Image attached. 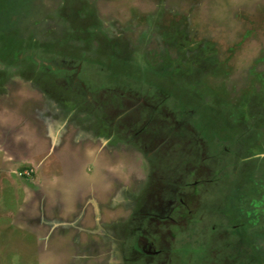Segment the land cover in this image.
<instances>
[{
  "label": "rangeland",
  "instance_id": "rangeland-1",
  "mask_svg": "<svg viewBox=\"0 0 264 264\" xmlns=\"http://www.w3.org/2000/svg\"><path fill=\"white\" fill-rule=\"evenodd\" d=\"M125 1L128 0H0V68L3 71L0 72V107L3 99L7 102L12 98L22 100L21 94L24 93V97L27 96L28 99L27 106L32 109L28 119L30 126L39 125L37 120H40L46 126L44 133H48L51 140L61 139L60 148L64 152H71L65 160H60L54 156L56 150L49 149L51 142L47 138L46 148L35 150L31 156L36 169L28 166L27 174L22 175L16 170L14 174L17 177H11L14 184L18 188L21 186L22 190V184H26L32 190L28 197L35 199L34 192L43 190L42 185L47 186L45 178L63 185L70 181L74 184L69 198L74 197L75 202L72 215L75 229L68 237L69 240L74 239V244L68 241V250L73 247L74 263L136 264L130 260L127 263L122 261L119 232L109 227L113 223H119L118 219L128 217L129 209L133 208L129 193L120 194L109 169H112V173L116 172L117 177L126 181L127 185H135L146 171L142 164L146 169L144 154L148 149L144 154L134 152L132 163L131 156L124 155L121 145L119 148L117 139L111 141L92 136L94 141L82 145L83 131L74 124L88 123L85 115L87 111L82 108L84 117L70 114V107L67 106L71 105L65 101V90L62 88L72 91L76 88L79 92L85 90V96L90 92L96 101H88L95 106L99 104L96 108L101 111L102 103L114 105L118 104L117 97L122 98L116 93V75L123 79L130 70L149 84L168 87L163 81L162 73L155 69L161 68L165 63L176 66L181 64L184 67L186 62H192L190 58H194L190 68L192 77L196 79L199 76L198 70H204L202 59H214L219 63V69L208 71L203 80L194 81L191 89L194 92L218 89L222 95L211 92L208 99L204 98V121L199 116L195 120L203 125L211 138L220 136L219 144L226 151L220 149L216 140L212 143L200 141V146H195V149H202L196 151L191 143V151L196 155L194 157L193 152L189 157L191 159L174 165L180 172L173 175L172 183H193L190 187L179 188L178 193L181 196L192 193L195 197L192 202L198 203L197 199L201 206L192 204L191 209L196 207L199 214L192 221L193 224L189 218L174 220L176 225L173 227L171 223L158 222L162 231L170 233L167 231L172 230L173 238L167 240L170 245H157L159 236L154 234V237L157 247L164 248L167 253L176 248L182 252L184 256L180 257V261L176 255L171 257L178 264H208V261L210 264H264V155H261L264 154V126L257 130V134L254 132L256 138L254 133L248 136L246 128L252 112L242 111L241 104L238 103L240 101L237 100L245 84L251 85L249 92L252 86L257 91L264 88V0H166L164 3L165 0H161L158 4V0H145L136 5V11H142L135 14V18L134 8L127 9ZM126 11L128 14L124 13ZM188 11L190 14H184ZM187 17L191 18V23L186 21ZM174 24H177L176 32L180 41L166 40L168 34H172L170 27ZM156 26L162 29H157ZM19 49L20 52L17 53ZM141 52L143 58L138 54ZM117 56L137 59L140 64L128 68L127 65L111 62V58ZM107 65L115 73L111 80L105 76L108 73ZM51 66H55L56 70L50 69ZM178 73L169 70L165 75L169 74L170 79L175 82L176 76L184 75V70L180 72L181 75ZM70 74L84 82L89 91L83 90L71 80ZM254 74L257 75L254 77ZM203 82L208 86L205 87ZM53 84L58 86L54 88ZM220 85L224 86L225 91L222 87L220 89ZM23 86L27 88L24 89ZM187 90V86L183 84L177 88V92L185 93V96ZM226 96L229 100L222 98ZM65 97L70 99L68 95ZM130 101L126 98L119 109L127 110L132 106ZM74 105L78 108L84 106L76 98ZM114 109L108 107L105 111L109 113ZM119 109L117 111H122ZM147 113L143 111L144 115ZM210 117L216 119L214 123ZM198 133L197 129L196 134ZM104 140L106 141L103 142ZM125 143L123 144L126 145ZM193 143L198 144L195 137ZM153 145L158 148L161 143ZM126 148L131 149L129 146ZM238 150L244 153V157H262L237 159ZM0 152L1 159L5 153L2 149ZM210 152H218L221 162L227 163L223 164L227 168L225 174L219 176V179L215 178V182H212L213 178L206 177L207 171L215 164L216 168L221 169V165L210 157ZM28 154L25 151L22 156H27V160H30ZM122 156L123 165L119 159ZM62 163L65 165H60ZM119 163L121 167L118 166ZM197 165L198 171L195 173ZM208 173L212 174L211 170ZM233 176L236 179H232ZM37 178L39 181H31ZM103 178L106 180L105 185L100 181ZM206 178L209 182H198ZM89 180L90 184H94L93 187L89 185ZM214 184L216 185L212 186ZM223 187H227L226 193L229 192L225 197L221 190ZM196 189L199 191L197 197ZM19 190L18 194H22L23 191ZM12 193L17 192L8 184L0 188V264H45L48 255L37 256L33 252V245H24L18 237L14 238L11 227L3 228L11 221L5 219V211L23 200L20 197L24 195H18V200L14 202ZM215 193L219 195L214 197ZM9 195L11 196L8 198ZM83 203H90L91 211H86ZM100 203L107 204L100 206ZM166 203L163 201V204ZM161 204L159 200L153 202L154 207ZM179 204L176 202L175 207L181 209ZM165 206L164 210H167V205ZM140 209L141 206H137L133 212ZM149 214L147 212L144 215L154 224L157 220L149 218ZM196 214L197 212L193 213ZM165 215L169 216V213L166 211L161 217ZM54 216L60 218L58 213L52 215ZM68 218L72 219L71 214L66 216V220ZM86 223L87 227L84 226ZM206 250L208 259L205 256ZM200 252L204 255L199 254ZM130 256L128 254L127 258ZM148 258L136 257L139 264L156 263V259ZM172 260L166 264H173ZM46 264H49L48 261ZM65 264L72 263L68 260Z\"/></svg>",
  "mask_w": 264,
  "mask_h": 264
},
{
  "label": "flooded vegetation",
  "instance_id": "flooded-vegetation-1",
  "mask_svg": "<svg viewBox=\"0 0 264 264\" xmlns=\"http://www.w3.org/2000/svg\"><path fill=\"white\" fill-rule=\"evenodd\" d=\"M161 0H158V3H160ZM166 2L163 1V3ZM157 3V4H158ZM197 12V11H196ZM184 14H190V11L184 12ZM186 21L191 23V18L187 17ZM177 24H174L170 27V31L172 34H168V39L173 41L174 39L177 41H180L179 35L176 32ZM158 29H162V27L156 26ZM169 31V30H168ZM178 31V29H177ZM176 42V41H175ZM140 54V58H143L142 52L138 53ZM111 59H117L116 57H112ZM130 60L133 64L131 66L134 68L135 64L138 65L137 59L132 58H126ZM192 62H186L187 65H175V64H167L163 65L159 69H155L162 73V75H165V72L171 70L174 71V73L179 72L178 75H181V71L184 70L183 76H176L177 81L173 82L170 77L167 76L164 78L166 86H155L152 84H149L145 81H143L138 75H134L132 71L129 70L128 74L124 76V78H120L117 75L115 76V84H116V93L122 97L121 99L117 97L118 104H114L113 102L111 104L114 105H108L102 103V109L99 111L96 106L90 101L89 99H92L96 101L94 96H91L87 92V95L85 96L83 93L85 92L84 89L88 90L85 86L84 82L78 81L79 78L77 76H74L70 74L71 80H74V82L78 83L82 89L83 92H79L76 88L74 91L64 88L65 90H68V92L64 91L65 95L70 96V99L66 98L65 95L63 96L67 104H70L71 106H67L69 108L70 114L74 113L77 116L84 117L87 115V121L88 123L84 124H74V126H77V128L82 129L83 134V140H81L82 145H86L89 143V141H94L96 138H104L106 140L113 141L114 139H117L119 142V148L121 146L124 150L125 154H128V156H131V160L133 163V159L135 156H132L137 152H142L145 156L144 162L146 165V169L144 168L143 164L142 167L144 170L143 178H140V180L135 185H127L126 181H122L120 177H117V173H112V169L110 170V176L113 178L114 183L117 186V190L122 195H127L129 193V200H131L132 209H129V216L118 219L117 222L119 223H113V225H109V227H112V229L119 232V238L121 241V247L122 249V261H126V263L130 260L131 262L138 263V260L136 259L137 256H139V259H146V257H149V260L156 259L153 264H166L168 263V259L166 255L167 253L164 248H158V244H162L163 247L170 245L169 239L172 237V230L167 231L170 233H166L161 230L160 224H166L171 223L172 227L176 225V222L174 221L175 213L173 212L175 203L177 200H179L181 203L183 202L186 206L189 208V212H197L196 215L190 214V222H192L195 217L198 216L199 211L196 209L197 205H200V201H197L198 203L194 204L192 200L195 198L192 193H189L188 195L181 196L178 193L179 188H184L185 186H191L193 183H185L182 182L180 185H175L172 183L173 175L176 172H180V169L174 167V165L180 163L179 161H184L191 159L189 158L191 154H193L194 151H191V143L195 146H200V141L212 143L213 140H216V142H220L219 139L220 136L216 137L215 139L211 138L208 133L204 130L203 125H199L195 118L197 116H201L202 121H204L203 116V106L202 102H204L206 99H208L211 95L210 93L217 92L218 94L222 95L218 89L215 91H208V92H194L191 89V85L196 80H203L204 75L208 71H214L219 69L218 65L219 63L216 62L214 59L210 61H206L202 59L203 71L197 72L199 76H196L195 79L192 77L191 73V64L195 61L194 58H190ZM65 62V61H64ZM167 64V65H166ZM212 64V65H210ZM47 65V64H46ZM148 66L147 64H145ZM144 65V66H145ZM54 68L56 70L55 66H51L50 69ZM133 70V69H132ZM154 70V71H155ZM53 71V70H51ZM107 71L108 73L105 74V76L111 80V78L114 76V72L111 71V67L107 65ZM72 72V70H71ZM48 74V73H47ZM211 74V72H210ZM51 75V74H48ZM257 74H254V77ZM74 76V77H73ZM261 76V75H260ZM56 77V76H55ZM169 77V78H168ZM192 77V78H191ZM62 77H60L61 79ZM58 83H60L58 80H56ZM81 83V84H80ZM164 84V85H165ZM185 85L188 88V93L185 96V93L177 92V88L181 85ZM204 86L207 87L208 85ZM54 88H56L58 85L53 84ZM251 85H243L242 89H244L240 95L237 97V100L240 101L238 103L241 104L242 111H250L252 112L250 115L251 117L248 119L249 124L247 125L246 131L248 132V136L253 135V133L257 132L259 128H262L264 126V88L257 91V89L252 86V90L249 92ZM220 89L222 85L219 86ZM246 87V88H245ZM224 89V86L222 87ZM0 87V91H1ZM203 90V88H202ZM89 91V90H88ZM225 91V89H224ZM68 93V94H67ZM71 93V94H70ZM74 95H73V94ZM205 94L204 95L202 94ZM202 94V95H201ZM201 95V96H200ZM223 95H227L226 93H223ZM22 96V95H21ZM50 98L54 99L52 95H49ZM182 97V98H181ZM74 98L78 99L79 102L82 103L81 108H78L74 105ZM112 98V97H111ZM126 98L130 101V104H132L131 107H129L127 110L125 109H119L123 105L124 100ZM206 98V99H204ZM226 98V100H229L228 96L222 97ZM181 99H183V104L180 105ZM114 100V99H113ZM11 105L8 106L7 110H3L0 107V145L4 146L6 150H2L5 154V156L8 157L9 161L12 164H20L22 157H20V154L16 151L18 147H15V144H19L23 142L22 137L24 135V132L19 131V128L23 125V121H19L17 117V113L23 115L25 114V126L27 127L30 125L29 123V116L31 113V107L27 106V96L23 99L16 100L15 98H12ZM104 101V100H103ZM102 101V102H103ZM48 102V100H47ZM96 103V102H95ZM217 103V102H216ZM215 103V104H216ZM239 106V105H237ZM112 107L115 108L114 111L106 113L105 108ZM85 109L87 111L85 113L81 112V110ZM122 111H117V109ZM145 109V110H144ZM80 111V112H79ZM84 111V112H85ZM143 111H147V114H143ZM242 112V113H245ZM15 113L16 117L13 116ZM85 114V115H84ZM229 114V113H228ZM212 119V118H211ZM262 119L260 122L259 120ZM38 130L37 132L26 133V137L29 139L34 140L35 144H39L41 139H47L48 133H44L45 125L40 122V120H37ZM79 123V121L77 122ZM246 125V123H245ZM16 126L15 128H13ZM244 126V125H243ZM34 127V126H31ZM3 128V129H2ZM198 129V134H196V130ZM143 130V131H142ZM219 130V129H218ZM139 131H141L139 133ZM139 133V134H138ZM254 133V137L256 138V134ZM43 136V138H42ZM92 136L95 138L93 139ZM161 136V137H160ZM196 138L198 141V144L195 145L193 143V138ZM41 138V139H39ZM218 138V139H217ZM50 139V138H49ZM56 140V138H55ZM104 140L103 142H105ZM223 141V140H222ZM221 141V142H222ZM259 141V140H258ZM17 142V143H16ZM51 144L48 145L49 149L52 145L55 146V155L60 160H65V158L71 155V152L67 150V152H64L62 148H60L62 145V140H57V144L54 143V140L50 139ZM126 142V143H125ZM156 142H160V147H155ZM125 143L126 145H124ZM219 144V143H218ZM121 145V146H120ZM130 147L126 148V147ZM220 146V144H219ZM221 147V146H220ZM83 148V147H82ZM157 148L153 151H150L151 149ZM197 150L202 149V147H197ZM195 149V151H196ZM222 151H226V148L223 146L220 148ZM75 150V148H74ZM239 152V153H238ZM212 152H210L211 154ZM237 159L240 157L238 155H244V153L240 150L237 151ZM117 155L118 152H115ZM196 153L194 152V157ZM218 152L212 153L210 155L213 160H216L219 162L218 164L221 165V169L218 168H211L212 174L208 173L207 176L212 180V182H215L216 179H219L223 175V170H227L226 165L227 163H222L221 159L219 158ZM264 155V154H261ZM261 155H253V156H246L242 159L251 158V157H262ZM200 156V155H198ZM79 157H82V155H79ZM123 158H119L121 164L123 165ZM54 160V159H53ZM55 161H53L54 163ZM121 164L119 163L118 166L121 167ZM64 166L65 164H60ZM19 166V165H18ZM180 166V165H179ZM198 166L195 169V173L198 171ZM116 167V165H114ZM20 175L23 174V171H25L24 166H19ZM7 170H9L8 167H6ZM172 169V170H171ZM223 169V170H222ZM192 170L189 171L191 173ZM65 173V171H63ZM119 174V173H118ZM13 177H17L14 172H11L10 174ZM220 176V177H219ZM170 179H169V178ZM216 178V179H215ZM8 179L1 178L0 177V185L7 184ZM121 180V183H120ZM129 180V179H128ZM200 183L202 182H209V180L206 178L204 180L198 181ZM190 184V185H189ZM195 184V183H194ZM221 184V183H219ZM112 189H115L113 187ZM115 192V190H114ZM196 197L199 193L198 189H196ZM160 201L162 204L159 207H154L153 202ZM163 201H166V204H163ZM126 203V201H125ZM190 203V205L188 204ZM192 204L196 205L194 209H191ZM113 205V204H111ZM123 205H125L123 203ZM167 205V210L164 208ZM123 207L122 205H120ZM141 206L140 211L133 212L136 207ZM128 210V209H127ZM126 212L128 213V211ZM164 210V211H163ZM168 212L169 216H163L164 212ZM149 212L151 216H148L151 219H155L157 221L151 223L152 221H148L146 219V214ZM173 214V215H172ZM10 216L5 217V219H10ZM157 217V218H156ZM160 218V219H159ZM163 218V219H162ZM168 218V219H165ZM158 222L160 224H158ZM128 223V224H127ZM156 223V224H155ZM158 224V225H157ZM193 224V223H192ZM154 225H156L154 227ZM120 227L118 230L117 227ZM13 227V223H8V226L5 228ZM158 231H157V229ZM161 230V232H159ZM157 231V232H156ZM118 234V233H117ZM154 234H158L159 239L158 243L156 245V240L154 237ZM168 240V241H167ZM128 254H131L129 258H127ZM174 256V255H173ZM125 257V258H124ZM101 259V258H99ZM172 260V259H170ZM159 261V262H158ZM77 264V263H74ZM125 264V262H123Z\"/></svg>",
  "mask_w": 264,
  "mask_h": 264
},
{
  "label": "crops",
  "instance_id": "crops-1",
  "mask_svg": "<svg viewBox=\"0 0 264 264\" xmlns=\"http://www.w3.org/2000/svg\"><path fill=\"white\" fill-rule=\"evenodd\" d=\"M127 2L125 1L124 5L127 9L134 8L133 14L135 18L136 17L135 14L137 15L139 12L142 11L139 9L136 11L137 9L136 5L138 3L141 4L142 2H145V0H136L135 2L133 0H128ZM156 3H158V1H156ZM133 5H135V7ZM124 13L128 14V11ZM18 52H20V49L17 50V53ZM111 62L127 65L128 68L129 66H131V64H133L132 62H130V60L123 59L118 56H117V59H112ZM139 64L140 63H138V65ZM12 65H10V67ZM0 72H3L1 68H0ZM22 88L26 89L27 87L23 86ZM1 95H4V94L1 93ZM21 95L24 96V93ZM10 103L11 101L7 102L6 100L3 99L1 102V106H2L1 108L4 111L7 110L8 106L11 105ZM13 116L16 117L15 113L13 114ZM17 117L20 122L23 121V125L19 128V131L24 132V135L22 137L23 142L19 144H15V147H18L16 151L20 154V157H22L20 158L21 163L12 164L7 157H4L5 156L4 154L2 155L0 159V177L1 178L6 177V179H8L7 184L10 187H13L14 190L17 192V193L11 194L12 198L14 199V202L18 200V195L20 196L24 195L20 197V198H23V200H19L20 201L19 204L16 203L14 204L15 205L14 207H11L9 210L5 211L7 213V216H10L9 217L11 219L10 223H13V227H11L12 228L11 232H14L13 237L14 238L18 237L19 241H21L24 245H27V243H30L29 245H33V252L36 253L37 256L39 255V257H41V255H48L49 257L47 256L46 263L48 261L49 264H65L67 263L68 260H70V262L74 264L73 247L68 250V241L74 244V241H73L74 239L71 238V240H69L68 238L70 237L72 233H74V229H75L74 220L72 218V215L74 214V203L75 202H74V197L73 199L69 198V196L71 195V191H72V185L74 184L70 183V181L67 182V184L65 185L61 183L57 184L53 179L45 178L47 179V182H46L47 186L42 185L41 189L43 190H38L37 192H34L35 199H31L28 197L32 190H30L26 184L25 185L22 184L23 190L21 186L18 188V185L14 184L15 182H13V179L11 178L12 176L10 175L11 172L15 173L16 170L19 171L20 165L24 166L25 169L26 168L29 169L28 166L33 167L35 164H33L32 162L33 160H31L32 159L31 156H33V153L35 152V150L44 149L47 146L46 144L47 141L43 138V136H42L43 139L39 138L41 139L39 144H35L34 140L26 137V133L28 132L35 134L38 130V125H34V127H31L29 125L28 128L24 127L25 126V120H24L25 114L23 113L22 115L18 112ZM213 122H215V120H213ZM15 127L16 126H14L13 128ZM54 143H56V141H54ZM0 149L6 150V148L3 145L2 146L0 145ZM25 151L29 152L28 155L30 156L29 157L30 160H27V156H22L23 153H25ZM216 163L218 164L219 162H216ZM215 165H213L212 168H216ZM6 167H8L9 170H7ZM30 170L32 171V168ZM225 172L226 171L223 170V174H225ZM87 179H90V178H87ZM31 181L37 182L39 181V179L37 178V180L33 179ZM100 181L102 182L101 183L102 185H105L106 180L104 178L101 179ZM90 182L91 180H89V185L93 187L94 184L93 183L90 184ZM0 186H1L0 188H2L3 186H5V184L0 185ZM17 190L21 192L23 191V193L18 194ZM11 195H9L8 198ZM78 197H80V195H78ZM105 204L100 203V206H103V205L105 206ZM113 204L117 205L116 203H113ZM98 206H99V202H98ZM83 208H85L86 211H91V204L83 203ZM57 213H58V216L60 215L59 216L60 218L57 219L56 218L57 216L52 217L53 214H57ZM69 214H71L72 219L68 218V220H66V216ZM47 217L49 218V220H47ZM1 219H2L1 221H3V218ZM87 224L88 223H86V225L84 226L87 227ZM92 225H94V222L92 223Z\"/></svg>",
  "mask_w": 264,
  "mask_h": 264
},
{
  "label": "trees",
  "instance_id": "trees-1",
  "mask_svg": "<svg viewBox=\"0 0 264 264\" xmlns=\"http://www.w3.org/2000/svg\"><path fill=\"white\" fill-rule=\"evenodd\" d=\"M160 73V72H159ZM169 74H166V75H164V78L165 77H167ZM65 87H63L62 89L63 90H65L64 89ZM66 92H68V90H65ZM212 117H210V119H211ZM200 119H201V116H200ZM203 120V119H202ZM201 120V121H202ZM212 120V122H213V120H216V119H211ZM214 123V122H213ZM205 130V129H204ZM206 131V130H205ZM219 143V142H218ZM239 153V152H238ZM241 155V154H240ZM244 157V155H241L239 158H243ZM232 179H236V177H234L233 176V178ZM216 184H214V185H212V186H215ZM218 185V184H217ZM222 191H223V196L225 197V196H227V194H229V192L228 193H226V191L228 190L227 189V187H223L222 189H221ZM221 192V191H220ZM219 194L218 193H215L214 194V197H217ZM224 197H223V199H224ZM177 202H179L180 204H179V208H181V209H178L177 207H174V210H173V212L175 213V216H174V219L175 220H178V219H184V220H186V218H189L190 220H191V218H190V214H193L192 212H189L188 210H189V208H188V206H186L183 202L181 203L180 201H178L177 200ZM189 205H190V203H188ZM189 220V221H190ZM196 222V221H195ZM190 223V222H189ZM193 223V222H192ZM178 228V227H177ZM189 228V227H188ZM212 245H210V247H211ZM184 253H186V252H184ZM199 254H203V252H200ZM208 253H207V250H206V259H208L209 257H207V256H209V255H207ZM172 255H176L178 258H179V261H180V257H182V256H184L183 254H182V252H180V251H177V248L174 250V251H172L171 253H169L168 255H166V257L167 258H169L168 259V262H170L171 260L170 259H172L171 257H172ZM204 255V254H203ZM186 258V257H185ZM213 258V257H212ZM172 262H173V264H178L179 262H174L173 260H172ZM136 264H139V262L138 263H136ZM206 264V263H205ZM208 264H210V262L208 261ZM255 264H258V263H255ZM260 264V263H259Z\"/></svg>",
  "mask_w": 264,
  "mask_h": 264
},
{
  "label": "water",
  "instance_id": "water-1",
  "mask_svg": "<svg viewBox=\"0 0 264 264\" xmlns=\"http://www.w3.org/2000/svg\"><path fill=\"white\" fill-rule=\"evenodd\" d=\"M50 149H51V151H54V150H55V146L52 145V146L50 147ZM6 150H7V149H6Z\"/></svg>",
  "mask_w": 264,
  "mask_h": 264
},
{
  "label": "clouds",
  "instance_id": "clouds-1",
  "mask_svg": "<svg viewBox=\"0 0 264 264\" xmlns=\"http://www.w3.org/2000/svg\"><path fill=\"white\" fill-rule=\"evenodd\" d=\"M27 169H28V168H26V170H25V171H23V173L27 174V172H28V171H27ZM34 172H35V171H34Z\"/></svg>",
  "mask_w": 264,
  "mask_h": 264
}]
</instances>
